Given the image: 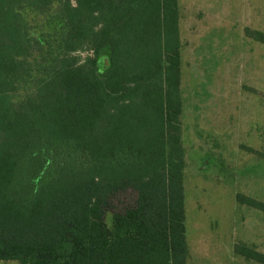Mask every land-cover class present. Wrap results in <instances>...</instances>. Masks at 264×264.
Masks as SVG:
<instances>
[{
	"label": "trees",
	"instance_id": "16d2710c",
	"mask_svg": "<svg viewBox=\"0 0 264 264\" xmlns=\"http://www.w3.org/2000/svg\"><path fill=\"white\" fill-rule=\"evenodd\" d=\"M178 21V0H0V260L186 264Z\"/></svg>",
	"mask_w": 264,
	"mask_h": 264
},
{
	"label": "rangeland",
	"instance_id": "374dc122",
	"mask_svg": "<svg viewBox=\"0 0 264 264\" xmlns=\"http://www.w3.org/2000/svg\"><path fill=\"white\" fill-rule=\"evenodd\" d=\"M178 9L186 264H261L234 248L264 253V212L236 200L264 202V0H178ZM25 14L35 35L56 28ZM108 65L104 53L99 69Z\"/></svg>",
	"mask_w": 264,
	"mask_h": 264
}]
</instances>
